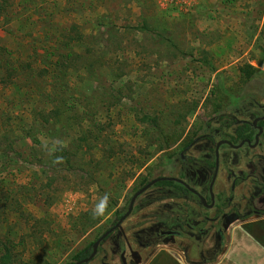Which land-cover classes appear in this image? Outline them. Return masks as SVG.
Wrapping results in <instances>:
<instances>
[{
    "label": "rangeland",
    "instance_id": "1",
    "mask_svg": "<svg viewBox=\"0 0 264 264\" xmlns=\"http://www.w3.org/2000/svg\"><path fill=\"white\" fill-rule=\"evenodd\" d=\"M0 7V44L25 66L17 86L0 83V134L12 135L14 145L0 155V258L8 248L18 264L70 263L146 182L173 176L179 137L209 132L218 141L236 120L264 115V0H0ZM102 16L110 25L103 36L96 30ZM75 24L87 40L75 45L82 57L64 81L57 123L43 113L51 79L26 65ZM247 65L258 70L250 80L241 71ZM261 143L238 152L242 167L264 165V137ZM228 184L222 173L216 190ZM169 192L138 197L89 264H123L124 252L127 264H138L158 244L189 262L214 261L226 245L241 243L242 227L264 238L257 231L264 178L260 187L249 180L239 188L233 211L243 218L225 222L222 236L204 222L181 238L155 236L176 229ZM192 206H181L180 221Z\"/></svg>",
    "mask_w": 264,
    "mask_h": 264
},
{
    "label": "flooded vegetation",
    "instance_id": "2",
    "mask_svg": "<svg viewBox=\"0 0 264 264\" xmlns=\"http://www.w3.org/2000/svg\"><path fill=\"white\" fill-rule=\"evenodd\" d=\"M246 100L249 101V99ZM254 105L262 107L258 105L256 101H254ZM256 119L260 120L256 122V125H254ZM262 121H264V115L256 116L253 121L245 119L236 120L234 122L233 131L222 135V138L218 141H215L214 137L209 132H188V134H185L183 137H179L177 139L173 147L175 148L173 157V176H156L146 182L143 186L145 187L151 181L161 177H171L177 179L172 181L175 183L172 191L161 186H156L157 183L146 191L148 192L156 188H160L168 192L170 191V196L174 202V212L177 217L176 229L172 231H153L155 236H172L174 238H181L183 237L184 232L195 233L199 231L203 222L214 226L216 233L222 236V234L225 233V222L233 224L243 218L240 211H233L239 188L249 180H253L254 186L260 187L262 179L264 178V165L262 162H256L255 160L244 168L241 166V158L238 152L242 151L245 147L254 150L261 146V140L264 137V129L259 125V123ZM247 124L252 125L254 134L251 138H238V129ZM259 128L263 129L262 133H260ZM258 134L259 137L257 139ZM248 141H250V143ZM220 142H222V144L219 148H217ZM217 166L218 173L211 192V185L215 177ZM222 173L225 174L226 180L229 181V184L226 185L227 188L217 191L216 185L219 176ZM187 186H189L190 189ZM184 189L187 190V192ZM212 193L214 196L213 198ZM202 198L205 199L206 204L203 203ZM185 202L191 203L193 206L186 210L189 211L187 212V216H183L182 221H180V208ZM194 206L201 208L203 213H199V216L195 213H191ZM229 210L232 211L231 215L228 213ZM250 210L254 215H260V212L255 209L253 204L250 207ZM125 213L120 217V219L125 215ZM120 219H117L116 216V221L113 226H115ZM189 219L195 220L194 224L196 225H192V222L190 223V221H188ZM183 226L185 230L182 229ZM121 227L122 225L117 230H122ZM112 234H110L106 239H108ZM157 246H159V244ZM123 254L125 257L126 252ZM133 257H137L135 253H133ZM139 261L140 260L138 258L134 260V262ZM123 264H127L126 257L125 263L123 261Z\"/></svg>",
    "mask_w": 264,
    "mask_h": 264
},
{
    "label": "trees",
    "instance_id": "3",
    "mask_svg": "<svg viewBox=\"0 0 264 264\" xmlns=\"http://www.w3.org/2000/svg\"><path fill=\"white\" fill-rule=\"evenodd\" d=\"M1 10L2 8L0 7V18H1ZM96 22L99 26V29L96 30L99 32L101 36L105 35V33H103L101 30L103 27L107 30L108 28H110V25L103 23L104 22L103 16L97 17ZM92 37L95 38L94 36ZM86 40H87V36L84 33V31H81L76 24L72 25L69 28H67L64 31V33H61L58 36L55 35L53 40L49 42V45L42 49L43 53H41V55L39 54L36 55L38 56L36 63L30 61L26 65V67H28V69L31 72L37 71L38 74H40L41 76L44 77L46 76L51 79L50 93L43 95L44 96L43 98H46L48 100L43 110V113L44 116L45 114H49V117L50 115L53 116L55 122L57 123H60L62 120V111L60 109L61 108L60 105H58V102H60V100L63 99L64 94L65 97L67 98L66 92H68L66 90L67 85L64 83V81L67 79L69 72L71 70L76 69V66L74 65L75 59L82 57L81 54L75 52L76 50L75 45L80 42H85ZM18 61L20 60L14 58L12 51H10V49L6 45L0 44V83L1 84L7 86H12V85L17 86V82L21 76V72H23V70L25 69V66H23L24 64L18 63ZM88 67H91L90 62L88 64ZM241 71L247 80H250L251 78L254 77L256 73H258V70L252 67L251 65H247ZM248 99L249 102L251 101L252 103H254L253 99L250 98ZM49 106H51L52 109L48 112L47 110ZM259 125L264 129V121L260 122ZM89 133L91 134V132ZM237 134H238V138L240 139L251 138L252 135L254 134L252 125L247 124L245 126H241L240 129H238ZM4 145H6V147L9 149L3 150L2 146ZM13 146L14 145L12 142V135L6 133L0 134V155L2 154L7 155L8 154L7 151L12 150ZM174 185L175 183L172 181H162L157 183L156 186H161L165 189L172 191ZM185 191L187 192V190ZM89 215L92 216V219L97 217L95 214L94 215L89 214ZM122 215H123L122 213H117L116 215L117 219H120ZM99 237H97L86 248L77 252L73 256L72 261L67 264H74L78 261H81L89 257L93 251V244ZM2 252L3 253L0 258V264H18L19 259L11 249L5 248L4 250H2Z\"/></svg>",
    "mask_w": 264,
    "mask_h": 264
},
{
    "label": "crops",
    "instance_id": "4",
    "mask_svg": "<svg viewBox=\"0 0 264 264\" xmlns=\"http://www.w3.org/2000/svg\"><path fill=\"white\" fill-rule=\"evenodd\" d=\"M264 70V68H263ZM264 236V228H257ZM234 232V231H233ZM242 236L241 243L235 249L226 247L220 252L214 261L203 260L202 262H189V260L177 251L168 247L158 246L157 250L147 260L139 264H264V238L256 237L252 229L242 227L237 233ZM240 245V246H239ZM229 248V249H228ZM235 256V257H234Z\"/></svg>",
    "mask_w": 264,
    "mask_h": 264
},
{
    "label": "water",
    "instance_id": "5",
    "mask_svg": "<svg viewBox=\"0 0 264 264\" xmlns=\"http://www.w3.org/2000/svg\"><path fill=\"white\" fill-rule=\"evenodd\" d=\"M260 120V119H256L255 122H254V125H256V122ZM260 129V133H262L263 129L262 128H259ZM259 133V134H260ZM259 134L257 135V139L259 137ZM250 143V141H248ZM222 144V142H220L218 144V147H220V145ZM239 147V146H238ZM218 151V149H217ZM217 173H218V166L216 168V173H215V177L213 179V182H212V185H211V192H212V187H213V184L215 182V179L217 177ZM177 179L175 178H171V177H161V178H157L153 181H151L149 184H147L145 187L141 188L140 190H138L131 198V201H130V204H129V207H128V210L127 212L125 213V215L119 220V222L111 227L109 230H107L104 234H102L93 244V251L91 253V255L81 261H78L74 264H88L90 263L94 258L95 256L97 255L98 253V250H99V247L101 245V243L110 235L112 234L113 232H115L123 223V221L132 213L133 209H134V205H135V202L136 200L138 199V197H140L143 193H145L151 186H153L154 184L158 183V182H161V181H175ZM189 188V186H187ZM190 189V188H189ZM193 192H195L193 189H191ZM213 193H212V198H213ZM202 201L204 204H206V201L205 199L202 198ZM122 258H123V261L125 263V257H124V254L122 255Z\"/></svg>",
    "mask_w": 264,
    "mask_h": 264
},
{
    "label": "clouds",
    "instance_id": "6",
    "mask_svg": "<svg viewBox=\"0 0 264 264\" xmlns=\"http://www.w3.org/2000/svg\"><path fill=\"white\" fill-rule=\"evenodd\" d=\"M103 207H104V205H100V206L98 207L97 211H98V212L102 211V210H103Z\"/></svg>",
    "mask_w": 264,
    "mask_h": 264
}]
</instances>
